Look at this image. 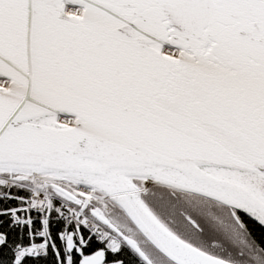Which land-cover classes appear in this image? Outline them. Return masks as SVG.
<instances>
[{"label": "snow or ice", "instance_id": "snow-or-ice-1", "mask_svg": "<svg viewBox=\"0 0 264 264\" xmlns=\"http://www.w3.org/2000/svg\"><path fill=\"white\" fill-rule=\"evenodd\" d=\"M0 264H264V0H0Z\"/></svg>", "mask_w": 264, "mask_h": 264}]
</instances>
